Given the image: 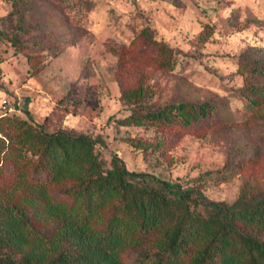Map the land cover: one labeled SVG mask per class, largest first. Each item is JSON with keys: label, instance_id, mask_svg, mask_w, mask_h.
I'll return each instance as SVG.
<instances>
[{"label": "rangeland", "instance_id": "374dc122", "mask_svg": "<svg viewBox=\"0 0 264 264\" xmlns=\"http://www.w3.org/2000/svg\"><path fill=\"white\" fill-rule=\"evenodd\" d=\"M263 16L264 0H0V186L23 179L20 196L44 181L54 198L73 200L70 181H49L37 156L20 152L26 120L90 134L106 165L117 152L130 169L211 198L263 190ZM180 101L209 109L190 123L121 122ZM42 203L28 208L50 228L57 220ZM109 213L93 224L103 228ZM251 230L264 238V228ZM157 235H134L120 249L123 264H151L144 253Z\"/></svg>", "mask_w": 264, "mask_h": 264}, {"label": "trees", "instance_id": "16d2710c", "mask_svg": "<svg viewBox=\"0 0 264 264\" xmlns=\"http://www.w3.org/2000/svg\"><path fill=\"white\" fill-rule=\"evenodd\" d=\"M208 109L207 103L173 102L131 112L121 122L190 123ZM19 126L20 152L36 155L49 181H70L64 191L73 200L54 198L44 181L28 182L30 193L20 196L23 179L0 186V264H123L120 249L150 232L158 233L155 250L144 253L151 264H264V238L251 230L264 228V189L233 201L211 198L197 185L130 169L117 152L106 165L90 134L26 120ZM42 200V212L57 220L50 228L38 226L37 210L28 208ZM106 207V223L97 228L93 222Z\"/></svg>", "mask_w": 264, "mask_h": 264}]
</instances>
